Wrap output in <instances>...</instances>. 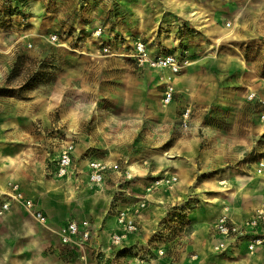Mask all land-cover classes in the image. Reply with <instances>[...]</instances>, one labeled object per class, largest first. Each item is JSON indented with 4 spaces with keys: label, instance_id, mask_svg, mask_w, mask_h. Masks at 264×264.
I'll use <instances>...</instances> for the list:
<instances>
[{
    "label": "rangeland",
    "instance_id": "374dc122",
    "mask_svg": "<svg viewBox=\"0 0 264 264\" xmlns=\"http://www.w3.org/2000/svg\"><path fill=\"white\" fill-rule=\"evenodd\" d=\"M226 25L233 37L216 44ZM139 43L153 58L176 56L182 69L141 62ZM71 142L79 174L68 201L55 192L64 183L50 184L63 178L46 176L35 159ZM159 156L177 165L165 169ZM6 157L23 162L20 185L48 220H33L37 241L60 264L58 225L74 216L100 223L142 198L146 239H158L173 263L187 264L193 234L198 264H264V246L203 252L204 221L225 215L218 205L246 218L240 223L264 194V0H0V161ZM91 160L118 167L95 204L80 177ZM225 176L243 180L223 191L216 182ZM162 180L168 187L160 189ZM170 191L175 200L164 198L157 216L156 193Z\"/></svg>",
    "mask_w": 264,
    "mask_h": 264
},
{
    "label": "built area",
    "instance_id": "2783aa9c",
    "mask_svg": "<svg viewBox=\"0 0 264 264\" xmlns=\"http://www.w3.org/2000/svg\"><path fill=\"white\" fill-rule=\"evenodd\" d=\"M137 55L141 62L151 63L178 73L182 69L178 58L167 55L160 59L148 54L143 43L137 46ZM164 95V103L173 100L172 89ZM252 98V97H251ZM190 115L187 111L186 122ZM118 170L117 165H108L91 160L87 165V177L94 184L105 183L112 172ZM49 175L66 179L76 175L74 145L67 143L60 153L51 158L46 166ZM0 217L3 218L13 205H18L28 216L43 224L48 223L46 213L35 200L28 197L22 186L10 182L8 189L1 195ZM147 201L142 198L130 207L116 209L114 213L115 225L109 226L105 220L96 222L91 216H74L58 225L54 232L59 236L60 243L65 249L66 256L81 264H157V259L168 260L167 249L157 241L142 242L146 229L144 228V212ZM177 219V218H176ZM163 229L153 231L158 238ZM152 233V231H151ZM250 233L256 234L251 238ZM166 236V235H164ZM208 243L215 253H224L243 243L251 250L264 246V209H258L251 218L236 222L228 215L220 216L211 226ZM199 255L191 252V260L195 261ZM173 261V258H169Z\"/></svg>",
    "mask_w": 264,
    "mask_h": 264
},
{
    "label": "crops",
    "instance_id": "0c3cea01",
    "mask_svg": "<svg viewBox=\"0 0 264 264\" xmlns=\"http://www.w3.org/2000/svg\"><path fill=\"white\" fill-rule=\"evenodd\" d=\"M48 152H43V154H41L42 157H40L39 159L38 158L35 159V161L40 162L41 165L43 166L42 167L43 168L42 171H43V173L45 171V175L46 176H47L46 165H48L49 161L51 160V158H49L50 154ZM75 162H76V159H75ZM18 172H19L20 180L17 181V180L9 179L8 181H6V189H8V184L10 182H16V183H19V184L23 183V180H25L23 166H21V168L19 169ZM80 172H81L80 175H83L82 174L83 171H80ZM77 173L79 174V171ZM39 175L41 177L43 175V174H41V170H40ZM49 176H52V175H49ZM73 177L75 178L77 176L75 175ZM80 177H82V176H80ZM3 178H4L3 171H2V169H0V179H3ZM23 191L28 197H31V198H33L35 200V197L30 195L27 192V190H25V188H23ZM1 200H3V199L0 196V201ZM40 208H42V207H40ZM258 209L259 208L254 209V212H252V215ZM20 212H24V211L21 208H19L18 205H13L12 209L9 212H7L6 215L2 219H0V264H39L37 262V259H36L37 247H35V245L33 244V238L35 237V234L28 233L26 231V225H25L26 222H29V223L32 224L33 220L27 214L26 215L28 216V218L20 217L18 215V213H20ZM104 216L101 217V220H105V223L108 224L109 226H114L115 225L114 216H112V217L107 216L108 218L104 217ZM109 217H110L111 220H109ZM244 219H246V218L242 219V217H241L240 220H244ZM143 225H144V228L146 229L145 223ZM211 225L209 224V226H208V232H207L208 234H207V238H206V244L207 245H206V248L203 249V252L212 251L211 245L207 241L208 237H209V232H210V226ZM34 230L36 232H38L36 228ZM145 233L146 234L144 235V238L142 239V242H147L148 241V239H146V238L149 237L150 233L148 231H146ZM11 234H14V237L11 236ZM23 240L25 241V246L24 245L21 246V242ZM189 245L190 246L187 249L190 250L193 253L198 254L199 258H200L201 253L198 251L200 249L196 250L197 246H199V245H197L195 243V237H194L193 234L189 238ZM56 246H57L56 248H57L58 257L64 262V263H61V264H81L78 261L70 260V259L67 258L65 249L62 247L60 242ZM194 247L196 249H194ZM242 251H243V249H241L239 252H237V254L238 253L241 254ZM28 254H29V256H28ZM160 261H163V262L161 263ZM173 261L171 262L170 260H166V259H162L161 260L160 259V260H157L156 263L157 264H172ZM182 263H183V261L176 262V263H173V264H182ZM198 263L196 262V260L192 261L191 259H189L188 262H187V264H198Z\"/></svg>",
    "mask_w": 264,
    "mask_h": 264
},
{
    "label": "bare ground",
    "instance_id": "6f19581e",
    "mask_svg": "<svg viewBox=\"0 0 264 264\" xmlns=\"http://www.w3.org/2000/svg\"><path fill=\"white\" fill-rule=\"evenodd\" d=\"M237 26V24H235V27ZM197 27L199 29H204L206 28V26L204 25V21L202 22H197ZM218 34H222L220 38H215V43L218 44L222 41L225 40V42H228L229 39L231 37H233L234 35V30L230 29L229 27H227V25L225 26V28L222 30V32L218 31ZM76 51V50H75ZM189 65V64H188ZM158 160H160L161 164L165 167V169H168L169 167H172V165H177L176 160H170L165 158L164 156H159ZM21 164H23V162L20 161V159H15L12 157H6V158H2V160L0 161V169H2L3 171V175L4 178L0 179V196L5 192L6 190V181H8L9 179H13V180H20V176H19V169L21 168ZM83 164H85V162H83ZM130 170L135 172L136 168L131 165L130 166ZM82 177L84 178V182H85V187L83 192L87 193V191L91 192L89 193V195L87 196V194H85V197L87 196V198H89L90 200H92V202H97L99 201V199L101 197H104L106 195V193L109 191L108 188H105L106 186L99 184V188H97V193L94 192L92 190V185L94 183H92L89 178L87 177V173L86 172H82ZM243 180V177L241 176H225V178L222 181H217V187L222 189L223 191H228V187H232L235 183V181H241ZM58 183H64V186H60L58 188L55 189L56 193H60V190H63L65 193L64 195L68 197V201H72L75 199V191L73 188L74 185V181L72 177H68L66 179L63 180H55V182H50V184H57ZM158 185L160 186V189L166 188L167 186V182L166 180H162L161 182L158 183ZM244 185V183H243ZM239 191H237L236 193H238ZM176 193L175 191H170L167 195H163L162 193H156V196H159V204L161 206H159L155 212V214L158 215H162V213L165 211L164 210V200H168V201H174L176 198ZM84 197V198H85ZM165 198V199H164ZM224 203H222V205H218V210L220 212H222L223 214L229 215L231 216V218L234 221H239L241 219V215L235 211L234 209H231L230 207H224L223 206ZM264 206V194L261 198V200L258 202V204L256 206H254V209H262V207ZM92 212H96L95 209L91 210ZM248 216H250V213L248 214ZM252 216V214H251ZM26 231L28 233H32L35 234V237L33 238V244L35 245V247H37V251H36V259L37 262L39 264H59L58 262H56L55 260H52L50 258H47L44 256L43 254V247L39 244V242L37 241L38 239V232H36L34 229L36 227H34L31 223L26 222ZM209 223L207 221H204V229L203 230H207V227ZM243 251L246 252L247 248L245 245H243L242 247ZM251 256V255H250ZM252 259L254 258V256H251ZM253 260L257 261L259 260V258L256 260V258H254ZM232 264H238L240 262L238 261H234L231 262Z\"/></svg>",
    "mask_w": 264,
    "mask_h": 264
}]
</instances>
